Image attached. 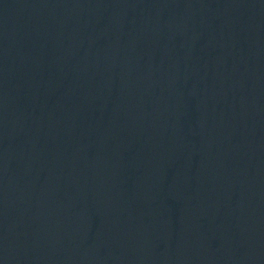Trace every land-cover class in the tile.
<instances>
[{
  "label": "water",
  "instance_id": "water-1",
  "mask_svg": "<svg viewBox=\"0 0 264 264\" xmlns=\"http://www.w3.org/2000/svg\"><path fill=\"white\" fill-rule=\"evenodd\" d=\"M0 264H264V0H0Z\"/></svg>",
  "mask_w": 264,
  "mask_h": 264
}]
</instances>
